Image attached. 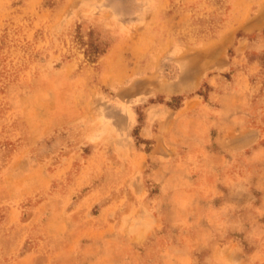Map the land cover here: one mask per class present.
Wrapping results in <instances>:
<instances>
[{"label":"rangeland","instance_id":"rangeland-1","mask_svg":"<svg viewBox=\"0 0 264 264\" xmlns=\"http://www.w3.org/2000/svg\"><path fill=\"white\" fill-rule=\"evenodd\" d=\"M0 264H264V0H0Z\"/></svg>","mask_w":264,"mask_h":264},{"label":"trees","instance_id":"trees-1","mask_svg":"<svg viewBox=\"0 0 264 264\" xmlns=\"http://www.w3.org/2000/svg\"><path fill=\"white\" fill-rule=\"evenodd\" d=\"M93 49L94 50H92V51H93L94 55H99L102 52H104V46L102 48H100L98 44H95V47ZM86 56L89 57V54L86 53ZM176 99H181V97L180 96L179 97H172V100H176ZM167 103L170 104L169 102H167Z\"/></svg>","mask_w":264,"mask_h":264}]
</instances>
